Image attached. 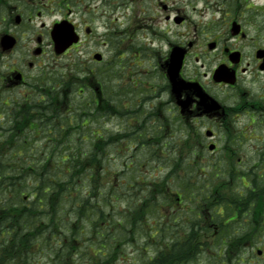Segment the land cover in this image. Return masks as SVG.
Wrapping results in <instances>:
<instances>
[{
	"label": "trees",
	"instance_id": "trees-1",
	"mask_svg": "<svg viewBox=\"0 0 264 264\" xmlns=\"http://www.w3.org/2000/svg\"><path fill=\"white\" fill-rule=\"evenodd\" d=\"M79 69L82 79H75L74 85L91 82L92 71L88 69L87 74L77 66L76 71ZM112 69L111 73L106 71L107 81L115 78L116 67ZM60 98L59 94L48 98L49 106L41 105L36 115L32 107L22 114L14 112L13 140L5 141L0 133V264H44V259L46 264H115L119 249L140 237L154 249L138 264H188L200 260L201 255L210 260L207 251L211 250L218 256L214 264H229L246 239L260 235L263 225L251 214L264 208V176L259 172L250 174L251 189L234 193V199L219 197L211 205L219 225L214 242L203 241V234L213 229L199 227L197 222L188 223L183 236L178 226L167 224L166 215H162L165 197L169 203L172 194L161 184L165 180L142 184L135 174L123 187L115 180L105 182L101 169L108 158L98 152L99 147L84 153L82 143L75 142L76 137L83 140L85 123L98 120L102 114L99 105L93 101L75 103L70 116L74 131L65 133L70 117ZM105 109L104 113L113 109L110 98ZM31 119L38 123L45 140H53L40 146L34 136L23 137ZM31 137L33 144L26 140ZM193 170L191 175L190 169L186 170L190 178H196L197 165ZM110 173L106 172V177ZM203 179L195 180L199 187L196 192L180 188L187 198L190 196L187 203L196 205L200 199L205 204L215 197L210 177ZM120 199L124 206L119 205ZM151 216L159 219L149 221Z\"/></svg>",
	"mask_w": 264,
	"mask_h": 264
},
{
	"label": "rangeland",
	"instance_id": "rangeland-1",
	"mask_svg": "<svg viewBox=\"0 0 264 264\" xmlns=\"http://www.w3.org/2000/svg\"><path fill=\"white\" fill-rule=\"evenodd\" d=\"M124 1H126V5H130V8L125 10V14L120 15L116 13V7H113V5H115V3L121 4ZM163 1L171 7L179 8L181 14L187 16L184 25H176L174 21L166 19L168 14L172 16L176 10H165L159 0H107L106 2H103V0H69V9H64L63 12L55 15L37 18L35 20L37 27H41L45 23L44 30L46 33L43 35L45 40V54L39 57L33 56L32 58L36 60V68L32 70L27 69L29 77L33 75L32 78L36 86L35 94L29 95L35 96L37 94V97H39L41 95L38 94L39 89L47 91L48 88L46 86L49 87V90L61 91V94H66L67 92L69 109H71L73 104L90 100L94 95L97 99L96 91L99 90L102 97L105 99L104 101L102 100V104H104L108 98L114 103V100H117L118 97L117 77L107 81V78H103V76H105L107 72L111 73L110 71H113V64H109L108 60L114 54L112 48V39H116L114 30L121 31L130 25L135 28L134 35L137 38H141L140 41H153L154 46L160 45L164 47V41L166 42L167 38L174 40L176 35L179 40L183 36L186 40H191L195 37L198 44L195 51L198 52L204 49V47L200 49L198 47L201 40L204 39L203 42L205 43L213 34L217 33L223 35L226 32V27L222 28L220 25L224 16H226L227 22L235 18L243 25L248 34V38L246 40H240L236 43V46L244 51L246 61L250 62L253 68L255 67V49L258 46H264V0ZM132 7H134L136 11H139L138 15L140 17H138V20L141 21L134 23L131 19L132 13H130V10ZM69 11L70 18L79 26L78 29L80 30L83 42L69 51L66 55H58L54 51V45L49 30L57 18L66 15ZM208 26H211L214 32L208 30ZM87 27L92 28L90 33L87 32ZM40 30L43 31V28H40ZM35 37L36 35L33 34L24 36L20 47H18L14 53L4 57L3 61L5 62L6 59L8 62H12V60L18 58L22 53L30 55V48L36 44L34 40ZM123 37L125 38L126 34H124ZM29 39L31 41L27 43ZM94 52L103 53L106 60L102 63L94 61L92 55ZM218 60L219 58L216 59V61ZM213 64H215V62H213ZM77 66L83 68L87 74L89 67L94 70L95 73L90 74L92 76L91 82L83 81L76 86L74 85L75 79H82V71L80 69V71H76ZM189 68H194L193 61L190 63ZM98 72L102 73L103 76H97L96 74ZM252 74L253 73H248L244 75V77L251 78ZM37 87L39 89H37ZM23 89L24 88H17L13 91L2 92L0 93V99L5 98V100H7V98H11L12 100H20L27 95L21 93ZM27 91L29 90L27 89ZM1 105L0 114L3 111V104ZM130 108L134 109L132 105H130ZM130 108H128V110ZM169 116L171 117V113H169ZM137 119L138 118L135 116L130 118L128 115L124 114L116 115V111L111 110L109 114L101 115V118L94 123L95 127H89H98L105 139L108 141H110V139L114 140L113 144L107 148L106 153V160L108 158L107 168H109L111 172L121 170L123 176H127L128 171L126 169V164L128 162H133V164L139 162L138 165L133 167L130 175L136 174V176L140 178L142 184H144L146 180L148 182L155 181L158 183L165 180L161 183L164 184L163 187L166 186L168 181L173 190L187 187V189H191L194 192L198 191L199 188L195 180L199 179L203 181L204 173L210 172L209 181L212 184L211 189L217 193H223V198H227V196L230 198L231 192L234 194L243 189L242 176H245L244 183L247 185L249 184L248 176L250 173L259 171L264 174V160L259 158L258 152L261 147H264L263 142L260 141V138L264 139V129L259 130L251 128L245 132L247 140L243 142L242 153L246 156L241 164L236 163L233 165L234 171L239 172L236 173L235 176L228 177V173L225 171L228 168L227 162L223 161L222 158L214 156L215 153L210 152L206 147L205 158L197 159L199 164L197 166L196 178H190L187 176L186 170L190 169V175L194 172V164L189 163L191 157H188L189 154L184 153L181 157L178 155V151L184 146L183 140H185V146L187 143V149L189 148L188 143L193 145L196 144L195 141L188 138V130L178 131L176 127L178 123L170 124L167 128L163 126L159 127V125H156L157 123H153L152 127L157 132H153L150 130V127H148L140 129L137 135L132 137L129 132L139 124L138 122L140 121ZM0 121H2V119H0ZM211 122L206 120L204 124L207 128H211L213 127ZM201 124H203V122H201ZM201 130L204 132L205 129L202 128ZM118 131H120V134H127L130 136L125 135L126 137L123 136L117 140L114 136ZM158 132L161 135V140L160 138L157 139L152 136V134H157ZM87 135L90 136V139L85 138V140L82 141L78 139L79 137H76L75 142H82L83 145L91 144L94 135L93 133ZM222 135L225 137V133H222ZM144 140L147 141V143L141 142ZM129 143L132 144V148L129 147ZM135 143L138 145L136 146ZM165 143H167V145L164 146ZM120 149H122V151H120ZM182 150L185 152L184 149ZM170 165H174L176 168L178 167V170H176L175 173L173 172V176L170 175L172 172ZM217 173L218 176L216 177ZM144 175L147 179L143 178ZM169 175L171 177L169 180H166ZM124 178L125 177H123V182L125 181ZM109 180H115L116 185L119 183L116 174L111 175V177L105 176L104 181L106 182ZM120 185L123 187L124 183ZM189 197L190 196H188V198ZM188 198L185 196V203H182L180 206L174 205L173 210H169V206L166 208V213L162 210V215L168 214L172 221L171 222L167 217V224L175 227L178 226L177 228L183 236L186 235L185 227L188 223L191 225L197 222L199 227H201L208 222V217L211 216L212 212L211 205L220 199L219 196H215L209 203L203 204L202 201H198L195 205L191 202L187 203ZM165 199H167V197H165ZM118 203L124 206L123 200L120 199ZM195 208H198V210H195ZM170 213H172L173 216H171ZM175 217H179V220L176 221ZM155 219L159 218L151 216L149 221L154 222ZM201 219H203L205 223L201 222ZM148 228L150 230V227ZM213 232L212 230L205 235L203 234V241H209L210 243L214 242V237L212 236ZM145 242V239L140 237L137 240L123 245L117 253V261L115 264H138L142 258L148 257L153 253L154 245L146 244ZM242 246L239 253L237 255L235 254L233 258L229 260V264H264V231L260 232L259 237L255 239H250V241L246 239ZM257 249H262L263 254H258ZM207 253L211 256L210 260L206 258L207 255H201L200 260L195 259L188 264H214L217 259L216 257H218L217 253H215L214 250H211L210 253L207 251ZM123 258H128V261L123 260ZM43 263L46 264L45 259Z\"/></svg>",
	"mask_w": 264,
	"mask_h": 264
},
{
	"label": "flooded vegetation",
	"instance_id": "flooded-vegetation-1",
	"mask_svg": "<svg viewBox=\"0 0 264 264\" xmlns=\"http://www.w3.org/2000/svg\"><path fill=\"white\" fill-rule=\"evenodd\" d=\"M42 1L0 0V34L11 33L18 38V41L19 35L33 34L37 36L35 39L37 43L39 40L41 41L42 35L46 33L45 23L41 27H37L35 20L69 9V0H47L44 3ZM106 1L103 0V2ZM160 3L167 11L176 10L172 16L168 14L166 19L174 21L176 25L186 23L187 16L181 14L179 8L171 7L163 0ZM113 7H116V13L123 15L130 5H126V1H124L121 4L115 3ZM130 13H132L131 19L134 23L141 21L138 20L139 11H136L134 7L131 8ZM66 14L68 15L61 18L70 19V11ZM18 19L21 21L18 22ZM26 20L29 22H25ZM234 20L235 18H232L227 22L226 16H224L220 25L222 28L226 27V32L223 35L210 34L212 37L205 43L204 39L201 40L198 47L199 49L204 47V49L198 52L195 51L198 45L195 37L191 40H186L183 35L180 40L177 35L174 40L167 38L166 42L164 41V49L160 45L154 46L153 41H140L141 38L134 35L135 28L131 25L121 31L115 29L118 48L110 61L120 69L117 94H120V97L124 94L126 104L131 101L139 103V109L145 116L137 120L144 121L151 118V124L157 123L156 125L159 127L166 128L170 124L178 123L176 125L178 131L186 130L188 125L190 134L194 137L190 140L195 141L194 146L199 148L195 149L197 157L205 155L201 153V147L206 148L210 145L211 151L215 153L214 156L222 158L228 163L241 164L246 156L242 153L243 142L247 140L245 132L251 128L264 129V68L261 67L264 63V53L262 57L257 54V51L264 47L255 49V67L253 68L252 64L246 61L244 51L236 46L237 42L246 40L248 37L243 36L245 28L242 24L241 33L234 36L232 31ZM75 26L79 27L77 24ZM40 28H43V31ZM207 28L214 32L211 26ZM87 30L90 32L91 28H87ZM124 34H126L125 38ZM19 45L18 42L17 47ZM38 47L42 49L40 54H43V43L41 42ZM174 47L186 50L180 77L188 83L187 87L176 88L175 91L172 90V83L168 76V63ZM34 50L35 48L30 49L32 54L29 59L22 53L11 65H5V70L0 74L1 90L24 88L23 94H33L27 91L28 88L33 87L32 82H34V79H31L27 74V69L36 68V60L32 58L35 55ZM233 53H239L240 56L234 57ZM218 58L219 60L216 61ZM192 61L194 68L190 69L189 65ZM224 67L235 72L237 77L235 83L217 80L214 77L215 73ZM19 73L22 77L18 80L16 76ZM248 73H253L251 78L244 77ZM199 94H209L222 107L217 104L215 106L213 102L203 103ZM188 98L189 106L186 113L182 111V106L179 103ZM5 104L8 108L3 128L10 129L9 119L13 110L9 111L8 100L5 101ZM169 113H171V117ZM206 120L212 121L213 127L207 128L204 124ZM139 124L142 123L139 122ZM202 128L205 129V132H202ZM208 129L212 130L211 137L206 134ZM222 133H225L226 138ZM184 141L183 145H185ZM260 141L264 144V139L260 138ZM261 151H264V147ZM180 153H183L182 149ZM261 157L264 158V156ZM234 173V167L229 166L228 177H233Z\"/></svg>",
	"mask_w": 264,
	"mask_h": 264
},
{
	"label": "water",
	"instance_id": "water-1",
	"mask_svg": "<svg viewBox=\"0 0 264 264\" xmlns=\"http://www.w3.org/2000/svg\"><path fill=\"white\" fill-rule=\"evenodd\" d=\"M239 31L240 25L235 22L233 25V32L234 34H237L239 33ZM52 34L53 39L55 41V48L57 53L65 51L70 45L79 40V37L75 32L74 26L68 22H62L60 24H57ZM1 43L4 46V49H8L14 46L15 39L11 36L5 35L2 37ZM180 51L181 50H178V48L174 49L170 62L169 74L173 82L177 81L179 69L181 67L184 56L183 50L181 52ZM178 53L180 54L179 56ZM95 57L97 59H102V55L99 53L96 54ZM216 77L218 79L223 78L225 80H232V78L234 79V75L226 69H221L220 71H218ZM185 106H187V103L185 104ZM259 253H261V251H259Z\"/></svg>",
	"mask_w": 264,
	"mask_h": 264
}]
</instances>
